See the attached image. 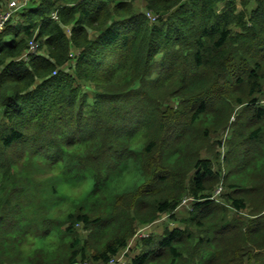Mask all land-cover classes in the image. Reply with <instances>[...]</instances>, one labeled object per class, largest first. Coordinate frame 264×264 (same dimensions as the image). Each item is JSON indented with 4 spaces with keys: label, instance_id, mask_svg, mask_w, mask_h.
<instances>
[{
    "label": "trees",
    "instance_id": "16d2710c",
    "mask_svg": "<svg viewBox=\"0 0 264 264\" xmlns=\"http://www.w3.org/2000/svg\"><path fill=\"white\" fill-rule=\"evenodd\" d=\"M135 3L0 30V264H264V0Z\"/></svg>",
    "mask_w": 264,
    "mask_h": 264
},
{
    "label": "built area",
    "instance_id": "2783aa9c",
    "mask_svg": "<svg viewBox=\"0 0 264 264\" xmlns=\"http://www.w3.org/2000/svg\"><path fill=\"white\" fill-rule=\"evenodd\" d=\"M31 1L32 0H5L4 5L0 9V30H2L5 27L6 23L9 21V19L16 10L29 4ZM142 11L152 21H156L159 17V14L154 12L152 9H143ZM52 17L58 19V14L56 11L52 12ZM39 47H40L39 42L35 38H31L28 42V47L26 51L23 53V58L28 59L30 54L34 52H38ZM70 54L72 55L71 52ZM55 72L56 71L54 70V73ZM221 191H222V186L218 185V187H216V189L214 190L212 196L216 197L217 195H219V193H221ZM186 201H187V197L183 198L182 203ZM125 253H126V249L112 256L108 261H105L103 264H128L127 260L125 259ZM84 264H89V262L84 261Z\"/></svg>",
    "mask_w": 264,
    "mask_h": 264
},
{
    "label": "rangeland",
    "instance_id": "374dc122",
    "mask_svg": "<svg viewBox=\"0 0 264 264\" xmlns=\"http://www.w3.org/2000/svg\"><path fill=\"white\" fill-rule=\"evenodd\" d=\"M143 5V1L139 0L137 4H135L136 8L140 9V7ZM15 13V12H14ZM262 98H264V93L262 95ZM192 199L187 197V201L183 202L178 205V207L175 209L174 213L175 216L172 217L168 213L162 214L160 219H158L156 222H154L152 225L147 226L145 229L141 230L139 234L143 235L147 232H150L152 230H155L156 232H163L166 227L172 228L174 226H182L183 225V218L188 214L189 209L192 207ZM132 244V242H131ZM125 258L128 260L129 257L125 255Z\"/></svg>",
    "mask_w": 264,
    "mask_h": 264
},
{
    "label": "crops",
    "instance_id": "0c3cea01",
    "mask_svg": "<svg viewBox=\"0 0 264 264\" xmlns=\"http://www.w3.org/2000/svg\"><path fill=\"white\" fill-rule=\"evenodd\" d=\"M138 1H139V0H136V3H135V4H137ZM142 1H143V0H142ZM141 8H143V7L141 6L140 9H141Z\"/></svg>",
    "mask_w": 264,
    "mask_h": 264
},
{
    "label": "clouds",
    "instance_id": "9594fccd",
    "mask_svg": "<svg viewBox=\"0 0 264 264\" xmlns=\"http://www.w3.org/2000/svg\"><path fill=\"white\" fill-rule=\"evenodd\" d=\"M191 199V198H190ZM126 251H127V249H126ZM126 254V253H125Z\"/></svg>",
    "mask_w": 264,
    "mask_h": 264
}]
</instances>
